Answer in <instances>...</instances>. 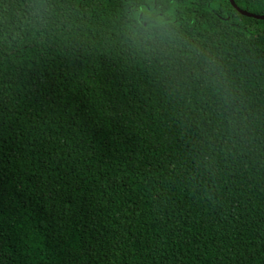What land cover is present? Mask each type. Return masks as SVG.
<instances>
[{"label":"trees","instance_id":"1","mask_svg":"<svg viewBox=\"0 0 264 264\" xmlns=\"http://www.w3.org/2000/svg\"><path fill=\"white\" fill-rule=\"evenodd\" d=\"M0 264H264V20L0 0Z\"/></svg>","mask_w":264,"mask_h":264},{"label":"water","instance_id":"2","mask_svg":"<svg viewBox=\"0 0 264 264\" xmlns=\"http://www.w3.org/2000/svg\"><path fill=\"white\" fill-rule=\"evenodd\" d=\"M230 5L241 15L245 16V17H248V18H253V19H256V20H264V15H258V14H254V13H249L247 11H244V10H241L239 9L233 0H228Z\"/></svg>","mask_w":264,"mask_h":264}]
</instances>
